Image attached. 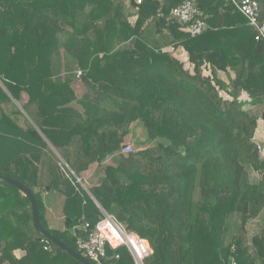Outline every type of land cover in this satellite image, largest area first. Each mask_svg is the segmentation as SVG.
Wrapping results in <instances>:
<instances>
[{"label": "trees", "instance_id": "1", "mask_svg": "<svg viewBox=\"0 0 264 264\" xmlns=\"http://www.w3.org/2000/svg\"><path fill=\"white\" fill-rule=\"evenodd\" d=\"M182 1L0 0V125L38 142L43 134L78 177L97 163L89 191L148 242L145 264H264V229L247 227L264 219V160L253 140L264 121V39L227 0H194L206 28L191 35L170 15ZM166 38L187 67L162 50ZM23 94L33 124L9 105ZM134 123L147 145L122 153ZM24 155L5 159L0 176L28 187L42 227L83 255L77 192L62 234L45 219L41 190L68 187L57 157L30 152L41 172L24 169ZM38 237L26 195L0 184V264H81ZM116 251L112 264H134Z\"/></svg>", "mask_w": 264, "mask_h": 264}, {"label": "built area", "instance_id": "2", "mask_svg": "<svg viewBox=\"0 0 264 264\" xmlns=\"http://www.w3.org/2000/svg\"><path fill=\"white\" fill-rule=\"evenodd\" d=\"M247 19V22L256 31V39H264V20L260 19V9L257 0H227ZM139 4L140 0H136ZM170 15L173 19L184 25L185 31L191 35L200 34L206 24L201 18V13L194 0H184L174 8ZM132 146L126 144L122 146V153L131 152ZM66 167V166H65ZM66 170H68L66 168ZM71 178L80 182L79 178L72 170L67 171ZM100 219L91 223L83 219L79 235L77 237V247L94 264H112L119 259L116 249L126 246L132 256L134 264H145V259L152 253L148 242L138 237L128 230L113 215L102 210ZM107 249L111 251L107 253ZM232 264H234L232 262Z\"/></svg>", "mask_w": 264, "mask_h": 264}, {"label": "crops", "instance_id": "3", "mask_svg": "<svg viewBox=\"0 0 264 264\" xmlns=\"http://www.w3.org/2000/svg\"><path fill=\"white\" fill-rule=\"evenodd\" d=\"M134 19L135 17L133 16L132 20ZM168 39L169 38H166L168 44H165L162 50L174 54L177 58L184 62L185 67H187L188 62L186 52L182 49V47L174 46L172 43H169ZM257 125L261 126V131H264L263 120L258 119ZM39 134L41 136V142L32 139L25 133H19L17 131H14L6 125H0V166L5 159L9 158L14 153L20 151L22 153H25V158L23 159L22 164V167L24 169H26L27 167L32 168L35 165L39 168V171L41 170L42 172L43 169L38 160H35V164L33 162H28L29 153L32 151L44 150L45 148H48L49 150L51 149L55 152V147L45 138L43 134H41L40 132ZM63 162L65 161L60 160V158L57 157V165L69 180L68 187L61 188L48 184L45 186L44 191L41 190L43 205L45 207V219L47 221L48 226L51 228L52 222L50 220V216L52 215L54 218L59 219L63 222L62 229L65 230L66 216L74 218L71 195L74 192H77L78 200L80 202L78 212L76 213L78 224L74 225L73 230L78 229L80 232L83 219L91 222L100 219L103 215L102 210L104 209L100 206L95 197L89 191V185L90 183L93 184L94 176H96V171H98L97 163L92 164L90 169L86 172H83L81 177L77 176L80 181L77 182L75 181V179L71 178V174L67 172L68 170H66V167L64 166ZM96 208L99 210V214L95 213ZM120 247H122L124 252L130 254L126 246Z\"/></svg>", "mask_w": 264, "mask_h": 264}, {"label": "rangeland", "instance_id": "4", "mask_svg": "<svg viewBox=\"0 0 264 264\" xmlns=\"http://www.w3.org/2000/svg\"><path fill=\"white\" fill-rule=\"evenodd\" d=\"M76 75H77V77L79 75H81V71L80 70H77L76 71ZM72 83L74 84V87L76 89H78L79 87H81L80 86L81 85V82H80L79 78L73 79V82ZM80 90H78V92H76L77 95L80 94L79 93ZM26 99H27L26 95L23 94V96L21 97V99L18 100V101L12 99V101H13L14 104H11L10 103L9 105H10V107L15 106L16 109L17 108L20 109L21 114H23L26 118H28L29 122H31V124H33V122L30 120V118L27 116V114L31 118H33V114L35 115V112L32 111L33 112V114H32L30 112V109L28 107L25 108V111L22 108V104H24L26 102ZM26 112H27V114H26ZM19 118H20V122L21 123L24 122L22 116H19ZM253 140L259 146V156H260V158L264 160V131H261V126H258V125L256 126L255 133H254V136H253ZM124 141H125L124 145L130 144L133 148H142V147H144V146L147 145V143H144V128L141 125V123H136V124L134 123L131 126V129L129 131V134L125 137V140ZM51 152L53 154H55L56 157L60 158V160H63L60 152L57 149H55V152L52 151V150H51ZM63 164H64V166H66V168L69 171L71 170L70 167L66 164V162H63ZM249 174H250V178L252 180H255L256 179V174L253 171L249 170ZM50 220L52 222V225H51L52 226V229H56L57 231H59V233L62 234V232L64 230V229H62L63 228L62 227L63 226V222L60 221L59 219L54 218L52 215L50 216ZM263 223H264V219L263 218H260V220L257 219V220H251V221H249L247 223V227H248V230H249V234L252 235V234L260 231L262 228L264 229V224Z\"/></svg>", "mask_w": 264, "mask_h": 264}, {"label": "water", "instance_id": "5", "mask_svg": "<svg viewBox=\"0 0 264 264\" xmlns=\"http://www.w3.org/2000/svg\"><path fill=\"white\" fill-rule=\"evenodd\" d=\"M131 4L133 6L139 7V5L136 3V0H130ZM5 90V88H4ZM6 91V90H5ZM0 184H9L20 191H22L26 197L29 200L30 203V210H31V218H32V223L34 226L35 231L39 234L38 240H41V238H45L48 241H50L54 246L58 247L62 251L66 252L67 254L71 255L74 259H76L79 263L81 264H94L91 262L89 259H87L85 256L82 254L78 253L75 251L73 248L68 246L66 243L61 241L58 237H56L54 234L50 233L49 231L45 230L42 225L40 224L38 214H37V208H36V200L34 197V194L32 191L26 187L24 184L21 182L8 177V176H0ZM74 232L76 233V237H78L79 230L75 229ZM229 264H232V258H229Z\"/></svg>", "mask_w": 264, "mask_h": 264}]
</instances>
